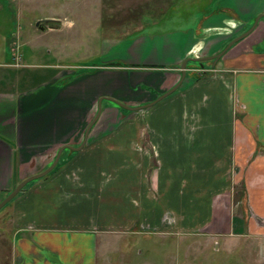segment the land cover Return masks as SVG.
<instances>
[{
	"label": "crops",
	"instance_id": "obj_1",
	"mask_svg": "<svg viewBox=\"0 0 264 264\" xmlns=\"http://www.w3.org/2000/svg\"><path fill=\"white\" fill-rule=\"evenodd\" d=\"M209 2L197 25L188 20V26L117 41L96 57L100 63L0 61V201L13 184L49 166L59 147L81 143L99 97L128 105L151 101L177 82L185 57L218 53L264 13V0ZM34 53L29 58L36 60ZM149 55L155 63L139 62ZM194 67L176 91L142 109L147 127L118 126L126 124L123 118L117 123L118 114L134 111L103 99L84 146L63 150L41 187L35 183L27 196L40 189L56 193L54 202L66 193L71 206H79L78 199L90 203L99 172L104 181L114 175L98 169L102 162L108 170L115 165L117 178L129 184L123 197L133 208L115 224H131L133 214L144 230L160 229L171 211L201 215L202 228L264 234L258 222L264 219V18L214 66ZM237 186L240 205L234 208L231 189ZM27 192L9 205L11 264H97L98 231L115 224L93 215L79 223L32 217Z\"/></svg>",
	"mask_w": 264,
	"mask_h": 264
},
{
	"label": "rangeland",
	"instance_id": "obj_2",
	"mask_svg": "<svg viewBox=\"0 0 264 264\" xmlns=\"http://www.w3.org/2000/svg\"><path fill=\"white\" fill-rule=\"evenodd\" d=\"M209 4V0H0V61L20 65V61L24 64L31 60L54 63L59 58L58 62L100 63L96 57H101V53L117 41H130L140 33L153 36L164 30L188 26V20L191 25H197ZM43 18L50 20L43 23L40 21ZM37 21H40L38 25ZM41 32L47 34L42 37L36 35ZM117 49L114 46L111 51ZM33 51L36 60L29 58ZM155 60L153 55H149L139 62L153 64ZM190 64L198 65V62ZM141 88L142 91L155 92V88ZM143 113L137 110L123 117L118 114L117 123L121 118L126 121V124L118 126L147 127ZM100 165L98 169H105L106 173L116 176L104 181L99 172L94 193L97 198L89 200L90 203L78 199L79 206H71L66 193L63 199L59 195L58 201L54 202L50 199L55 198L56 193L49 192L46 196L37 188L27 196L35 183L41 187L40 182L48 174L28 182L16 197H23L21 193L28 191V199L24 203H27L25 205L32 217L46 215V220L56 223H71L74 219L79 223L80 219L86 220L93 215L99 221L115 224L133 208L132 203L123 197V193L130 194L129 184L117 178L120 173L117 167L113 168L115 165L109 167L110 171L102 162ZM113 187L114 196L110 189ZM235 190L239 193L241 186L231 189L234 197L231 202L237 208L240 201ZM14 199L0 208V264H11L13 227L9 205ZM70 210L75 213L72 215ZM133 217V214L128 215L131 224L127 226L117 223L114 228L98 231L101 255L97 264H264V234L202 228L201 215L174 214L171 211L163 214V228L144 230L143 221L134 223ZM185 219L193 223H187Z\"/></svg>",
	"mask_w": 264,
	"mask_h": 264
},
{
	"label": "water",
	"instance_id": "obj_3",
	"mask_svg": "<svg viewBox=\"0 0 264 264\" xmlns=\"http://www.w3.org/2000/svg\"><path fill=\"white\" fill-rule=\"evenodd\" d=\"M261 18H264V13H259L258 15H256V17L254 18L253 23L250 25V27H248L245 31H243L239 35L232 38L218 53H216L214 55H209V56H187V57H185L179 65V72L180 73H179V78H178L177 82L174 85H172L169 89H167L166 91H164L161 94H159L158 96H156L151 101H148V102H145L142 104H138V105H128V104L123 103L122 101H120L116 98H113V97H107V96L99 97V99L97 101V111H96L94 117L91 119V121L87 125V127L84 131V136H83L81 143L76 147H73V146L68 145V144H65V145H62L61 147H59V149L57 150V153L55 155V158L53 159V161L50 163V165L48 167H46L45 169H43L40 172H37L35 174H32V175L25 177L24 179H22L17 184H13L11 190L6 194V196L4 198L1 199L0 208L3 207L6 203L10 202L23 189V187L28 182H30L34 179H38V178L46 175L47 173H49L51 170H53V168L59 162V158H60V155H61L63 150L67 149V150H71V151H79L84 146L90 129L92 128V126L95 124V122L97 121V119L100 116L101 102L103 99L111 101L115 105H117L118 107H120L124 110H128V111H137V110L149 108L150 106L157 103L159 100L165 98L166 96H168L171 93H173L174 91H176L181 86V84H182V82L186 76V70L189 69V67L195 66L194 68H199V70H202L204 68V63H203L204 61H207V62L210 61L211 66H214L216 64L217 60L219 58H221L227 50H229L235 43L239 42L240 40H242L243 38L248 36L256 28V26H257V24ZM48 20H50V19L43 18L40 21L44 23ZM40 21H37L36 25H38ZM189 62H198V65H191V64L189 65Z\"/></svg>",
	"mask_w": 264,
	"mask_h": 264
},
{
	"label": "built area",
	"instance_id": "obj_4",
	"mask_svg": "<svg viewBox=\"0 0 264 264\" xmlns=\"http://www.w3.org/2000/svg\"><path fill=\"white\" fill-rule=\"evenodd\" d=\"M258 222L261 223V224H264V219L263 218H260L258 217Z\"/></svg>",
	"mask_w": 264,
	"mask_h": 264
}]
</instances>
